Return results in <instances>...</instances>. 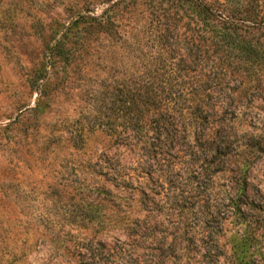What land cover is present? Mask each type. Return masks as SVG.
<instances>
[{"label":"rangeland","instance_id":"374dc122","mask_svg":"<svg viewBox=\"0 0 264 264\" xmlns=\"http://www.w3.org/2000/svg\"><path fill=\"white\" fill-rule=\"evenodd\" d=\"M156 1L118 4L107 33L92 19L106 0H0V264H231L241 216L257 238L242 256L264 264V55L216 116L231 120L233 159L206 185L186 144L147 163L111 136L122 92L149 77ZM249 7L264 18V0ZM260 33L248 37L264 42Z\"/></svg>","mask_w":264,"mask_h":264},{"label":"trees","instance_id":"16d2710c","mask_svg":"<svg viewBox=\"0 0 264 264\" xmlns=\"http://www.w3.org/2000/svg\"><path fill=\"white\" fill-rule=\"evenodd\" d=\"M106 1L110 6L92 19L96 27L109 33L115 30L111 13L126 0ZM141 1L145 0H135V4ZM249 1L217 0L216 4H209L206 0H157L152 10L153 39L150 37L154 52H149L156 56L143 55L149 59V77L137 88L122 92L118 107L120 130L113 128L111 136L122 139L131 153L141 149L147 163L165 161L169 155L166 151L186 144L192 152L189 166L200 165L204 185L218 172L221 163L229 164L234 152L227 131L231 120L224 117L219 124L216 116L222 108L231 110L235 94L232 84L241 85L249 79L253 63L264 55V42L248 37L255 31H261L264 37V18L249 7ZM144 42L139 41L147 48ZM62 51L64 43L59 42L53 57ZM223 91H228L230 97L218 100ZM237 167L241 180L236 184V193L240 198L246 194L249 166L241 162ZM174 169L164 178H170ZM149 177L145 179L147 185L151 182ZM189 191L195 192L193 187ZM206 201L204 195L198 202L203 224L205 212L214 207ZM232 205L242 213L239 205ZM237 224L245 225V231L231 255V264H249L240 247L257 240L256 230L243 216L237 218Z\"/></svg>","mask_w":264,"mask_h":264}]
</instances>
